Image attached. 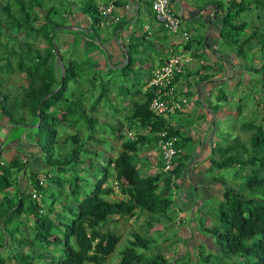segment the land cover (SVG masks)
<instances>
[{"label":"trees","instance_id":"1","mask_svg":"<svg viewBox=\"0 0 264 264\" xmlns=\"http://www.w3.org/2000/svg\"><path fill=\"white\" fill-rule=\"evenodd\" d=\"M50 1L0 0V61L3 60L0 72L5 74L4 79L0 77V116L7 119L12 129L20 130L7 140L19 138L23 126H31L28 132L33 130L34 134L27 137L30 141L34 137L32 146L42 153L45 166L42 175L54 181L61 192L64 184H67L68 191L63 193V200L58 201L59 208L53 207L56 202L54 197L48 207H44V203L32 198L30 193L39 195V189L42 188L38 185L37 172L29 171L28 175L29 184L34 190L20 191L17 185V175L27 171V159L16 156L6 161L0 156V161L3 160L0 164V264H105L120 239V234L108 227L107 221H115L111 218L113 215L117 218L143 215L142 225L146 228L145 234L138 231L130 233L127 245L120 250L115 264H176L179 260L178 263H182L181 257L170 263L159 251H150L153 240L147 235L154 223L170 217L168 210L173 204L176 180L182 177L190 149V144L186 143L190 137L184 133L186 128L180 130V127L169 124L167 118L155 116L148 109L151 94L149 90L142 92V88L150 76V70L145 69L141 82L138 81V74L134 73L138 68L133 66L137 63L141 67L149 56L148 51L153 52L154 40L143 35L129 37L128 44L124 45L127 60L119 69L122 73L125 70L128 74L133 72L130 88L123 87L121 92L117 91V95L130 94L126 124L128 128L136 126L142 134L124 137L110 125L114 135L111 137L120 140L119 149L115 156H107L104 164L99 165L98 177L93 176L94 183L90 190L79 197L78 173L82 171L84 162L82 152L88 151L84 149L77 132L65 134L59 128L76 127L78 124L87 132H93L98 123L95 116L97 107L102 97L111 100V87L102 77L97 83L95 72L89 74L91 78L83 76L95 67L93 62H76L71 56H63L61 50L63 76L60 83L53 44L56 35L61 32L54 27L64 23L60 19L64 4L58 9ZM103 1H110L119 9V21L114 29L134 19V15L129 20L122 17L121 11L126 0ZM144 3L146 11L150 12L151 0H144ZM226 3L225 8L220 0L214 3L220 12L216 18L219 36L224 46L232 49L235 57L241 62L245 59L253 75H259L262 98L259 101L256 98L255 103L261 104L262 108L257 110L254 107L249 112L253 119L240 124L248 133L244 139L233 136L225 147L219 144L210 146L209 166L205 170L234 166L236 174L232 175L241 181L236 188L221 182L223 186L216 195L219 201L215 208L220 227H204L201 223V230L210 235L220 255L239 259L237 264H264V0H227ZM251 3L258 8L255 17H261L263 22L245 34L248 22L233 21ZM79 4L89 13L91 22L98 23L94 1L82 0ZM69 5L70 2L68 8ZM140 13L138 9L134 24L138 23ZM92 31L96 33L95 29ZM18 33L22 35L18 36ZM77 37H81L79 32ZM38 39L43 41L42 46L36 43ZM194 42L203 45L201 36ZM74 43L77 44L75 40ZM136 43L143 45L141 49L146 51L147 56L143 52L142 56L133 55L137 50ZM191 44L190 38L183 45L184 50ZM87 45L84 42V46ZM225 57H228V62L232 60L230 54ZM84 62L88 66L83 71V67L77 66ZM241 62L238 64L242 68ZM107 70L111 72L110 68ZM13 72L23 74L26 84H18L12 91L3 82ZM87 81L89 89L83 88L85 84L88 85ZM139 94H142L141 100L136 99ZM44 96L47 98L37 108ZM216 98L226 101L222 90L218 91ZM209 108L213 115L218 103ZM236 110H240L239 104ZM162 130L174 136V145L184 148L185 152L173 159L171 171L161 170V160L157 172L145 173V161L137 154L145 147L156 148V136ZM89 137L86 136L84 140ZM215 155L217 159H214ZM89 164L87 169L91 171L93 165ZM112 179L118 193L108 183ZM211 180L221 184L217 178ZM10 188H13L12 192ZM117 194L120 196L113 199ZM27 217L32 219L31 224L26 222ZM146 252L149 253L148 257L145 256ZM204 259L206 262L209 260L207 256Z\"/></svg>","mask_w":264,"mask_h":264},{"label":"rangeland","instance_id":"2","mask_svg":"<svg viewBox=\"0 0 264 264\" xmlns=\"http://www.w3.org/2000/svg\"><path fill=\"white\" fill-rule=\"evenodd\" d=\"M59 1H61V3ZM75 1L77 4H79L82 0H75ZM220 1L224 3V8H225L227 6V3H226L227 0H220ZM50 3L55 5L58 9H61V4H65L66 1L51 0ZM64 9L65 8H62V11ZM257 9L258 8L254 6L253 3H251L248 9L239 13L237 18H234L233 22L235 23H239L241 20L248 22V26L245 27L244 29L245 34L250 32L253 27L258 28L260 25V22H263L261 17L259 18L255 17ZM144 19L145 18L140 15L137 25L140 24L141 22L142 24L146 23L145 21H147V19L145 20ZM142 24L139 26L141 27ZM201 24L202 23H198L195 21L186 22V28L193 30L191 38H194V39L198 38V35L201 33ZM60 26H69V25L62 24ZM17 35L21 36L22 34L18 33ZM2 40L3 42L6 41L5 38H3ZM36 43L38 44V46H42L44 44L43 41L40 39H38ZM125 44L127 45L128 42H125ZM135 45H136L137 50L134 51L135 54L133 55L140 54L142 56V52H143L147 56L146 51H142L141 49L143 45H139L138 43H136ZM91 47L95 48V50L97 48V50L102 54L103 49L101 48V46L97 45V43H95V45L92 44ZM216 49L217 51L225 50L226 53L232 56V60L230 61V63L228 62L227 59L226 61L224 60L223 65L220 64L219 62L216 63L218 71H221V69H224L226 72L224 74V77H222L219 81L221 82L222 80H224V84L222 85V88L224 89L223 93L226 96V101L223 99L216 98V95L218 94V89L215 87V85L208 94V97L211 98L210 101H213L214 103H218V108L215 112V117L213 121L212 136L214 137L210 140V146L211 147L214 145L217 146L219 144V146L225 147L228 144V142L232 140L233 136H239V139L242 140L248 135L247 131L243 130L240 127V124H242L245 121L247 122L251 121L253 119V117L250 115L249 112L254 107L257 110H261L262 105L259 103L256 104L255 101H256V98L258 99V101L262 98V93L260 91L262 87H261L260 82H258L259 75H253V73L247 67L248 65L246 61H244L245 59L241 62L239 58L235 57L232 49L226 48L221 38H220V42H218V44L216 45ZM67 51L68 52H65V54L63 53L64 51H62L61 54L63 56L65 55L71 56V58L76 60V62H79V59H86L85 61H87L89 58L88 55H83L84 50L79 54H75L74 52L71 51V49ZM108 51H109V57L113 58L114 51H112L111 49H108ZM148 52L150 54V51ZM155 52L156 50L154 48L153 53L155 54ZM148 59L150 58L147 56V60L145 61L146 63L147 62L149 63ZM238 62L242 63L241 64L243 65L242 68L239 66ZM2 63H3V60L0 61V64ZM85 63L86 62L79 64L77 67L79 68L83 67L82 69L84 71L85 67L88 66ZM106 65L108 68H110L111 72H109V70H107L108 68L106 69V67H103V68L93 67V69L88 70V74L83 75L84 77L91 78L89 74L95 72L97 76L96 77L97 83H99L100 81L99 77H102L104 78V81L109 83V87H111V90L109 91V96L111 100H109L108 97L107 98L102 97V101L100 102V105L97 107V113L95 114V116L98 119V123L95 125L93 132H87V130L83 126L78 125V124L76 127H66L65 126V127L59 128L62 132H65V134L77 132L82 139L80 140V142L83 144L84 149L88 151L87 153L82 152L84 162L81 165V167L83 168L82 171L78 173V177H79L78 195L79 197H82L85 193H87L90 190V187L94 183L93 176L98 177L99 165L104 164L105 158L107 156H113V155L115 156L119 149L120 140L114 139V137H111L114 135L112 134L110 130L111 128L110 125L114 126L112 128L118 129L124 135V137H135L138 133L142 134V131L138 130L136 126H132L128 128L126 124V115L128 114L129 102L131 100L130 94L127 93L126 95H123V94L117 95V91L121 92V89L123 87L130 88V85L132 82L130 76L133 74V72L131 71L130 74H128L127 71L125 70L124 73H122L119 70L122 65L118 63V59L116 58L112 59L111 63L110 62L108 63L106 61ZM228 66H230V68H228ZM55 68H56V64H55ZM143 70L144 69H138L137 71L134 72L135 74H138L139 82L143 80V77H142L144 74ZM240 70H241V74H239ZM250 75H253V76H251L250 79L248 80V77ZM4 76L5 74L4 73L1 74L0 72V77L4 79ZM87 78L86 80H89ZM212 82L214 83L217 81H212ZM3 83L6 86V88H10L13 91L15 89V86H17L18 84H23V85L26 84V80L23 74L18 73V72H13L9 74L7 78H5ZM206 86H209V84H207ZM73 87L75 88V86ZM87 87L88 89L90 88L89 82H88V85L85 84L83 86V88H87ZM192 90H193L192 92H194L195 94L197 93L195 89H192ZM94 92H95L94 95H96L97 92L96 91ZM187 97L190 98L189 96ZM136 99L141 100L142 94H139V96H137ZM238 99H240L239 102H238ZM238 104L240 105V110L237 112L236 107L238 106ZM185 105L186 104H183V106ZM209 113L210 111L207 110L206 115L210 118ZM182 120H184V118H182ZM169 121L173 124L174 123L173 117L169 118ZM6 124H8V122H6ZM173 126H176V125L173 124ZM196 126L197 125L194 122L193 126L186 127L187 130L188 129L193 130L194 134H192V137H195V138H197L196 135L198 134L199 130H201L199 126L197 127ZM178 129H181V128H178ZM19 131L20 130L13 128L10 136L17 134ZM116 133L117 132L115 131V134ZM22 134H25L24 131H22ZM22 134L18 135L20 139H21ZM33 134H34L33 130H30L28 134L26 133L25 134L26 141L31 142L29 140V137L27 136H33ZM208 134L209 133L207 132V135ZM86 136H91V137L84 140ZM200 138L201 136H198V139L202 140V142H200V144L199 143L197 144V150H200L201 152L203 149H206V153H207L210 149L209 148L210 146L206 145L205 147L204 145L206 142H208V136H203L202 139ZM32 139H33L32 140L33 142L34 137H32ZM214 141H217V143ZM201 144L203 145L201 146ZM206 153H204L202 156H205ZM216 156L217 155L214 156V159H217ZM203 161L204 163L207 164V167H208L209 163L207 161V158H205ZM89 163L93 165L91 171L90 170L88 171L87 169V166ZM199 163H197V165ZM184 164H185L184 169H186L187 167L192 166L193 162L190 163L188 161H185ZM33 165L35 164L33 163ZM155 171L156 170L154 169H149L148 172L153 174ZM142 174H145V173H142ZM232 174H236V167L234 166H228V167H224L220 169L205 171V175H206L205 177H207L209 180L214 177V178H217V180L220 183L224 182L225 184L236 188L241 180L239 177H233ZM108 183L111 186H113L115 193H118L116 189L117 186L114 183V180L113 179L111 181L109 180ZM176 183L179 184V179L177 180ZM66 186L67 184H64V189L61 192L60 188L54 185V181H51L50 179L46 178L44 180L42 188L39 189V200H41L44 203V207L47 208L48 203L50 202L51 198L54 197L56 202L53 205V207L57 208L59 205L58 201L63 200V193L65 191L67 193L68 191ZM219 186L218 184L215 185V188L217 189V190H214L215 192L218 191L219 189L220 190L222 189V186H223L222 183ZM10 191L12 192L13 188H10ZM214 191L211 194H214ZM118 196L120 195L117 194L112 198L115 199ZM218 199L219 198H217V196H214L212 197V199H210L211 201L209 202H206L205 200H203L201 204V206L203 205V207H201L200 210L198 211L194 209L195 207L192 204L190 205L189 209L186 210L185 214L181 212V215H177V217L174 216L176 212L174 214L171 213L172 211H174L173 208H170L168 210L170 217L167 216V217L161 218V220H159L157 223H154L153 229H151L149 233H147V235H149L150 238L153 240L151 242V245L149 246L150 251H156V250L159 251L161 254H163V256L166 259H168V261H170V263L174 262L176 259L181 257L182 263L237 264L239 262V259H236L234 257H227L226 255L223 256L222 254L220 255L217 245L214 242H213L214 244L210 243V240H211L210 235L206 234L204 231L201 230L202 229L201 223L203 224L202 226L204 227H213V226H217V228L220 227V222H218L217 218L215 217V208L219 201ZM50 216L53 217V215L51 214ZM111 218L115 221L114 222L107 221V223L109 224L108 227L114 229L117 233H119L120 239L116 243L111 254L107 257L105 264H115L118 261L119 252L125 245H127V239L130 238V233L132 231L142 232V234L146 233L145 232L146 228L143 227L142 225L144 222L143 215H139V216L135 215V216L127 217V218L126 217L117 218V216L113 215ZM30 221L31 219L27 217L26 222L28 224H31L32 222ZM195 230H197V232ZM194 234L195 236H198V237L195 238ZM145 256L148 257L149 253L146 252ZM206 256L209 259L207 260L208 262H206V260L204 259ZM178 262H180V260ZM178 262H176V264H182Z\"/></svg>","mask_w":264,"mask_h":264},{"label":"crops","instance_id":"3","mask_svg":"<svg viewBox=\"0 0 264 264\" xmlns=\"http://www.w3.org/2000/svg\"><path fill=\"white\" fill-rule=\"evenodd\" d=\"M65 1L67 4H64L65 9L62 11L63 13L60 19L64 20L63 24L69 25L71 29H60L61 32L56 35L55 44L58 46L59 50L68 52L67 50L71 49V51L75 54H79L84 50L83 55H88V60H91L94 64L93 66L96 68L106 67L107 69L108 67L106 65V61L111 63V60L114 58L118 59V63L122 65L124 61L122 46L126 45L125 42H129L128 36L130 35V32H138L140 28L139 25H141L142 22L137 25L133 23L134 20H131L117 29H114L116 24L99 26L98 23L91 22L89 13L84 7L80 8V4H77L75 0ZM93 1L95 4L100 0ZM216 1L217 0H170V4L174 12L182 16L183 23L185 22V28L187 21L202 23L201 33L198 35V39L201 36L203 41V45H199L197 42H194V38H191L193 30L187 28L190 31L192 44L188 49H183V53L190 56L192 61L185 67V72H183L182 75L177 76L174 81L176 95L180 98H185L186 105L184 106L185 112H178V116L173 117V124L180 127V130H184L187 126H193L195 122L201 129L196 135L197 138L192 137V134H194L192 129H188V131L186 128L185 130V136L190 137V139L186 142L187 144H190V149L188 150L189 156L186 161L190 163L193 162V165L184 169L182 177L179 179V184L176 183L177 187L174 189L175 191L172 195L173 204L171 207L174 210L171 213L174 214L176 212L174 215L175 217H177V215H181V212L185 214L186 210L189 209L192 204L195 207L194 209L197 211L200 210V208L203 207V205L201 206L203 200L209 202L212 197L216 196L217 193L220 192V189L216 192L214 191L217 190L215 185L218 184L219 186V183L205 177L207 164L204 163L203 160L207 158L208 161L209 151L206 153V149H203L201 152L200 150H197V144L202 142V140L198 139V136H201L200 139H202L203 136H208V142L205 143V147L206 145L210 146V140L214 137L212 136L213 121L216 111L212 115L209 106L216 103L210 101L211 98L208 97V94L214 85L218 91L222 90L224 92V89L222 88L224 80L221 82L219 81L222 77H224L226 72L224 69L218 71L216 63L219 62L223 65L224 60L226 61L227 58L225 56H229L225 50L217 51L216 49V45L220 42L218 23L216 21L217 12L219 14V11H217L214 5ZM68 2H70L69 8ZM133 2L134 0H126L124 2V7L121 11L124 20H129L133 15H135ZM136 2L137 9H139L142 13H140V15L147 19L144 24H149L151 27V33L150 35H147L146 38L153 39L154 44L157 45L156 47L154 45L156 49L155 54L150 52L148 56L150 58L148 59L150 64L144 61L141 67H139L137 63L133 66L135 69H144L143 71L145 73V69L151 71L162 64L163 60L167 56L165 54L166 48H168L169 44L173 42V38L162 28L157 27L151 11H146L145 3H143L144 0H136ZM118 10L119 9L115 7L116 13H120ZM93 29L96 30V33H93ZM78 32L81 37L76 38V34ZM134 35L138 36L139 34ZM74 40L77 44L74 43ZM84 42H87L88 45L84 46ZM95 43L103 49L102 54L97 50V48L95 50V48L91 47V45H95ZM108 49L114 51L113 58L109 57ZM80 60L86 59H79V61ZM228 68H230V66H228ZM239 74H241V70ZM212 81L217 82L213 83ZM207 84H209V86H206ZM192 89H195L197 93L195 94L192 92ZM207 110L210 111V118L206 115ZM182 118H184V120H182ZM6 122L7 119L0 116V156L6 161H9L16 156L23 158V160L27 159V171H25L24 174L20 173L17 175L16 182L20 191H28L31 189L28 180L29 171L37 172V177L39 174H43V170L45 169L42 153L32 146V141H26L25 134H28V129L30 128L28 126L30 125H26L27 127L23 128L25 134L21 133V139L19 137L7 140L8 136L11 134L12 127L9 124H6ZM207 132L209 133L208 135ZM202 145L203 144H201V146ZM181 151L185 152V149L182 148ZM204 153H206V155L202 156ZM137 156L141 160L145 161V173H149V169H154L156 170L155 172L159 170L158 165L161 163V159L156 148L147 149L145 147L137 154ZM33 163L35 165H33ZM197 163L199 164L197 165ZM213 191L214 194H211ZM195 231L197 232V230ZM194 237L197 238L198 236H195L194 234ZM210 243L214 244L212 239L210 240Z\"/></svg>","mask_w":264,"mask_h":264},{"label":"built area","instance_id":"4","mask_svg":"<svg viewBox=\"0 0 264 264\" xmlns=\"http://www.w3.org/2000/svg\"><path fill=\"white\" fill-rule=\"evenodd\" d=\"M96 16L100 25H111L118 21L114 6L110 2L99 1L95 6ZM151 12L157 27L162 28L167 34L172 36L173 42L165 51L167 55L162 64L151 71L150 78L146 82V88L151 96L149 100V110L154 115H177L184 111L186 100L176 95L174 76L182 75L184 68L192 61L190 56L183 53V45L188 41L190 31L184 27L183 19L176 14L170 4V0H151ZM151 27L148 24L142 26L141 31L130 32V35L144 34L150 35ZM175 38H178L175 42ZM174 43V45H173ZM176 138L168 135L166 130H162L157 136V148L163 162L161 170L171 171L173 159L182 154L180 148L174 145ZM44 177H39V184H42ZM32 198H36L35 192L31 193Z\"/></svg>","mask_w":264,"mask_h":264},{"label":"clouds","instance_id":"5","mask_svg":"<svg viewBox=\"0 0 264 264\" xmlns=\"http://www.w3.org/2000/svg\"><path fill=\"white\" fill-rule=\"evenodd\" d=\"M100 1H103V0H100ZM97 2H99V1H97ZM96 2V3H97ZM104 2V1H103ZM106 2H110V1H106ZM96 3H95V6H96ZM110 3H112V2H110ZM114 6V5H113ZM150 6H151V3H150ZM114 10H115V6H114ZM115 13H116V11H115ZM117 15H118V13H116ZM118 18H119V15H118ZM134 18H135V15H134ZM181 18H182V16H181ZM118 21H119V19H118ZM118 21L116 22V23H113V24H117L118 23ZM98 25L99 26H103V25H100V23H99V18H98ZM112 25V24H111ZM143 25H145V24H143ZM142 25V26H143ZM149 25V24H148ZM184 25V24H183ZM104 26H109V25H104ZM142 26L139 28V32L141 31V28H142ZM150 26V25H149ZM187 29V28H186ZM188 30V29H187ZM140 35H142V34H139L138 36H140ZM169 35V34H168ZM133 35H129L128 36V40H129V37H132ZM135 36V35H134ZM143 36H145V38L147 37L146 35H144L143 34ZM170 36V35H169ZM189 39H190V34H189ZM188 39V40H189ZM177 38H175V42H177ZM171 44V43H170ZM170 44H169V46L168 47H170ZM174 45V44H173ZM157 45H155V47H156ZM175 46V45H174ZM58 47V46H57ZM123 49H125V47L124 46H122V50ZM167 49V48H166ZM58 50H59V48H58ZM124 56V55H123ZM124 62H126V61H123V63ZM58 63V62H57ZM62 63H63V60H62ZM123 65V64H122ZM59 66V65H58ZM185 69V68H184ZM152 71V70H151ZM151 71H150V75H151ZM184 72H185V70H184ZM176 76H179V75H176ZM175 77V76H174ZM150 78V76L145 80V84H144V86H143V88H142V92L143 91H146V90H148L147 88H146V82H147V80ZM173 81H174V79H173ZM150 100V99H149ZM186 100V99H185ZM148 105H149V102H148ZM148 109H149V106H148ZM152 113V112H151ZM153 114V113H152ZM155 116H160V115H155ZM161 116H163V115H161ZM174 116H178V115H170V116H163V117H165V118H167L168 120H169V118H171V117H174ZM169 124H171V125H173L170 121H169ZM167 131V130H166ZM159 132H161V131H159ZM158 132V133H159ZM158 133H157V136H158ZM167 133H168V131H167ZM157 136H156V144H155V146H156V149H157V152H158V148H157ZM181 149V148H180ZM183 153V152H182ZM160 156V155H159ZM0 164H2V162L0 161ZM162 164H163V162H162ZM43 175L42 174H39L38 176H37V180H38V185H40V186H43V183H44V180L46 179L44 176V179H43V182H42V184H39V177H42ZM122 182H124L123 180H122ZM114 183H115V181H114ZM116 184V183H115ZM117 186V185H116ZM30 190H34L33 188H31ZM30 193H32V192H30ZM37 195V200L39 199V195L38 194H36ZM29 219H31L30 217H29ZM30 222H32V219H31V221Z\"/></svg>","mask_w":264,"mask_h":264},{"label":"water","instance_id":"6","mask_svg":"<svg viewBox=\"0 0 264 264\" xmlns=\"http://www.w3.org/2000/svg\"><path fill=\"white\" fill-rule=\"evenodd\" d=\"M133 3H134V7H135V18L133 20L135 21V19L137 17L138 9H137V2H136V0H134ZM54 29H56V30H60V29H71V27L70 26H56V27H54ZM51 34H52V32H51ZM120 45H122V44H120ZM53 50H54V53L56 55V59H57L58 65H59V70H60L59 79H60V83H61L62 76H63V63H62V59H61L60 54H59L58 47H57V45L55 43L53 44ZM122 52H123V55H124V61H126L127 60L126 50L123 49ZM46 98H47V96H44L40 100L39 104L37 105V108L39 107L40 103H42ZM36 125L37 124H35L33 126H36ZM26 127L27 126H23V128H26ZM28 127H31V126H28Z\"/></svg>","mask_w":264,"mask_h":264}]
</instances>
